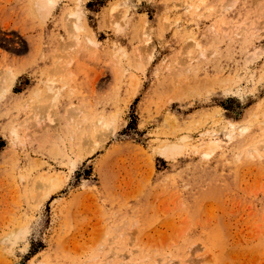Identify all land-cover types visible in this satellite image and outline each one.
I'll return each mask as SVG.
<instances>
[{"label":"rangeland","instance_id":"rangeland-1","mask_svg":"<svg viewBox=\"0 0 264 264\" xmlns=\"http://www.w3.org/2000/svg\"><path fill=\"white\" fill-rule=\"evenodd\" d=\"M0 264H264V0H0Z\"/></svg>","mask_w":264,"mask_h":264},{"label":"bare ground","instance_id":"bare-ground-1","mask_svg":"<svg viewBox=\"0 0 264 264\" xmlns=\"http://www.w3.org/2000/svg\"><path fill=\"white\" fill-rule=\"evenodd\" d=\"M147 37H148V36H147ZM147 39H149V37H148ZM148 41H150V39H149Z\"/></svg>","mask_w":264,"mask_h":264}]
</instances>
